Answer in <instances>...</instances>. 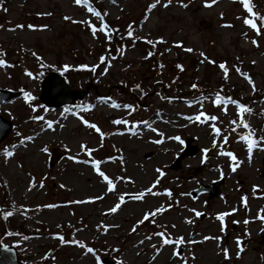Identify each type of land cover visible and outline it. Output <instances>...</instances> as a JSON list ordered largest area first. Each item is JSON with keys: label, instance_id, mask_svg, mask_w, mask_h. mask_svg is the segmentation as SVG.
<instances>
[{"label": "rangeland", "instance_id": "374dc122", "mask_svg": "<svg viewBox=\"0 0 264 264\" xmlns=\"http://www.w3.org/2000/svg\"><path fill=\"white\" fill-rule=\"evenodd\" d=\"M234 1L239 2L216 0L215 4L205 7V0H160L159 3L89 0V4L102 15L106 12L114 22L117 30L112 33L114 38L127 30L129 24L132 26L133 41L123 47L121 55L112 48L116 44L106 40L103 33L98 32L93 39L84 24L71 22L88 19L99 27V20L83 4L75 5L73 0H3L0 50L6 55L0 58L11 66L0 67V90L19 96L0 105V116L12 124V130L0 142V180L3 182L0 183V212L13 213L3 220L0 216V245L14 246L24 264H96L95 257L82 248L71 243L61 245L53 238L59 234L65 240L75 239L92 247L100 257V264L104 259L121 260L123 264H182L181 259L171 255L177 247L175 244L165 245L157 253L155 248H160V238H145L154 232H164L173 239L183 238L185 243L178 251L186 264H264V219L260 218L264 217V209L255 203L257 191L253 192L254 184L264 191V140H261L264 138V26L258 17H249L260 29L257 35L244 25L243 19L249 14L243 6L233 5ZM150 4L155 7L148 10ZM250 5L254 13L264 16V0H250ZM64 16L71 20H64ZM16 25L23 27L15 28ZM28 25L47 27L32 30ZM10 28L15 30L8 31ZM253 39L257 41L256 46L251 43ZM189 48L191 52L185 51ZM149 51L153 55L145 59ZM33 52L51 67L41 68V61L35 59ZM102 55L108 58L107 63H100ZM113 56L116 59H111ZM221 61L229 69L226 87L234 95L218 90L224 76L218 66ZM80 64H95L97 68L95 72L80 70L76 67ZM63 65L70 67L63 71ZM177 65H183L186 72H179ZM233 65H240L241 72L249 74L255 91ZM105 67L108 70L101 75ZM26 72H31L32 77ZM47 72L59 73L71 90H85L87 85L89 89L83 99L71 105L46 108L38 98L41 79ZM192 84L197 88L193 89ZM21 90L34 97L29 103L36 108L35 112L24 103ZM216 93L251 109L244 119L260 142L253 149L251 160L245 143L238 138L247 130L229 123L238 121L235 105L228 104L226 113L221 111L224 104L213 106ZM112 101L132 107L112 108L109 106ZM85 106L90 107L85 110ZM200 111L218 119L204 124L185 119ZM34 116L42 119H31ZM81 118L96 124L106 134L103 139L82 124ZM114 119L129 123L114 125L111 123ZM47 121L52 122L51 129L47 128ZM213 124L221 130L220 136L211 131ZM233 127L235 132L231 130ZM53 130V138L40 141L33 136L36 131ZM158 133H163L164 139L160 144L152 143L160 139ZM175 136L183 143L168 139ZM225 136L227 141L221 143ZM24 137L32 139L23 140ZM214 139L217 146H213ZM81 143L94 149L91 156L102 162L100 170L113 181V191H106V183L90 164L67 159L69 155L81 161L89 159L80 152ZM185 143L194 147L195 153L184 157L179 168L173 170L171 165L183 152ZM44 146L48 153L41 151ZM65 146L69 151H65ZM6 147L13 151V156L4 157ZM203 149L208 151L202 152ZM221 151H231L237 157L240 163L235 172L230 168L233 161L219 155ZM157 168L164 175L153 187L159 175ZM180 176L186 178L184 193H179ZM217 181L221 183L216 185L214 197L209 198L208 193L191 197V192L199 187L206 188ZM30 182L35 185L31 189ZM150 187L160 194H146L142 200L125 195V203L117 212L108 213L121 194H135ZM165 189L171 196L164 194ZM243 191L246 202H241ZM90 197L102 198L70 203ZM149 199L154 202L149 207L138 209L133 215H122L136 205H145ZM48 204L57 206L37 208ZM160 206L165 211L156 215L154 223L150 217L135 231L131 230L144 212ZM196 212L201 215L197 217ZM218 213H228L223 220L224 231L216 218ZM103 225L109 226L106 232ZM22 236L28 239L23 240ZM204 237L210 238L204 240ZM237 239L243 248L239 257ZM223 249L228 250V259L224 258ZM46 253L48 257L42 259Z\"/></svg>", "mask_w": 264, "mask_h": 264}, {"label": "snow or ice", "instance_id": "6c2138e0", "mask_svg": "<svg viewBox=\"0 0 264 264\" xmlns=\"http://www.w3.org/2000/svg\"><path fill=\"white\" fill-rule=\"evenodd\" d=\"M160 0H155V3H159ZM239 2L241 3V5L243 6V9L248 12L249 16L245 17L243 19V23L244 25H246L247 27H249L250 29H252L254 32H256L257 35L260 34V29L258 28L257 24L255 23L254 19L253 18H249V17H258L259 20H260V23H261V26H264V16H258L257 13H254L253 12V9L250 5V0H239ZM3 3V0H0V4ZM73 3L75 5H81L83 4L86 9H87V12L91 13L92 16L96 17L98 20H99V27H96L90 20L88 19H85V20H82V21H76V20H71L70 17L68 16H64L63 19L64 20H71L72 23H81V24H84L88 30L90 31V34L92 35L93 39H96L97 38V33H103L104 37L106 40L108 41H111L112 39V33L116 32L117 30L114 29V28H111L105 21H104V16L107 15V13H103V15L101 14V12L97 11V9L95 7H93L91 4H89V0H73ZM216 3V0H205V7H210L212 4H215ZM164 6H167V2L165 3ZM153 7H155V4H150L148 5V10H151ZM44 15H50V13H45ZM23 27L22 25H16L15 28H21ZM47 26L46 25H42V26H35V25H28V28L29 29H32V30H42L44 28H46ZM222 27H231V25H222ZM15 29H8V31H14ZM125 35L128 37V38H133L134 34H133V31H132V26L129 25L128 26V29L125 33ZM147 43L149 44H152V41H146ZM251 43L256 46L257 45V41L255 39H253L251 41ZM177 46H180L179 44H177ZM118 51H120V54L123 55V46H121V49H118ZM185 51H189L191 52L192 49H185ZM6 55V53H4L3 50H0V57H4ZM32 55L35 57V59L37 61H41L40 63V67L41 68H44V67H51L50 65H45L41 59V57L39 55H37L35 52L32 53ZM153 53L151 51H149L147 53V56H145L144 58L147 59L148 57L152 56ZM201 56L204 55V53H200ZM111 59H116L115 56L111 57ZM99 61L101 64H104V63H107L108 61V58H106L105 56H100L99 57ZM208 63H214V61H211V60H208ZM254 63V61H253ZM10 67L11 65H8L7 62L0 58V67ZM70 66L69 65H63L62 66V70L63 71H66ZM78 69L80 70H91L93 72L96 71V68H97V65H84V64H80L78 66H76ZM160 67H163V65H160ZM235 71L241 75L243 77V79L245 81H247L248 85L251 86V89L252 91H255V84H254V81L251 79V77L249 76L248 73L246 72H241V69L239 67H236L235 65L232 66ZM177 68H180L182 70V66L181 65H177ZM219 68L223 71V74H224V79L227 80L228 79V72H229V69L226 67V64L224 62L220 63L219 64ZM107 67H105L104 69V72H101L100 74L101 75H104L105 72H107ZM26 75H28L29 77H32V73L31 72H26ZM136 88H139L140 86L139 85H135ZM191 87L193 89L197 88V85L196 84H192ZM22 91V94H23V99H24V103L25 104H28L29 107L32 108V111L35 112L36 111V108L33 107L29 102L32 101L34 99V97L27 91ZM103 99H108V98H103ZM203 99H206L205 97H201V100ZM212 104L213 106H218L220 104H224L225 107L221 109V111L225 112L226 113V106L228 104H232V105H235V108H236V112H237V117H238V121L237 120H233V121H229L230 124H233V125H237L238 126H243V128H245L247 131L245 132V134L243 135H240L238 138L240 140H242L245 145H246V151H247V154H248V158L249 160H251V156H252V153H253V149L255 147H257L259 145V141L254 138V130H252L250 128V126L248 125V123L246 122V120L244 119V115L246 113H250L251 112V109L240 103L239 101L235 100V99H232L231 97H224L222 96L220 93H216L214 98L212 99ZM110 107L112 108H121L123 107L124 109H131V105L129 104H124V105H120L118 104L117 102L115 101H112L109 105ZM202 103H201V107H202ZM88 107L90 106H85V110L88 109ZM65 111H67V109H65ZM31 119H34V120H41L42 118L40 116H34V117H31ZM185 119L189 120V122H198V123H201V124H204L205 122L207 121H216L218 118L214 115L210 116V115H207L205 114L203 111H200L198 114H195L193 116H188V117H185ZM81 123L84 124L86 127L90 128V129H93L96 133H98L101 137V139H103V137L106 135L105 133H103L100 128L94 124V123H90L89 121L87 120H84L83 118H81ZM112 124L114 125H125L127 126L128 125V121L127 120H123V119H114L111 121ZM46 126L47 128L51 129L52 128V122L50 121H47L46 122ZM211 127V131L216 135V136H220L221 135V130L219 128H217L214 124L210 126ZM152 132H157V129L155 128H151L150 129ZM233 132L236 131V128L233 127L231 129ZM19 135V133L17 134ZM160 139H155L152 141V143H155V144H160L162 142V140L164 139V136H163V133H158ZM32 137H24L23 140H31ZM168 139H171V140H175V141H178L180 142L181 144L183 143V141L180 139L179 136H175V137H169ZM228 139L227 136H225L223 138V141H221V143L223 142H226ZM23 140L21 141V143H23ZM261 140H264V138H261ZM213 146H217V141L214 139L213 140ZM80 152H82L85 156L89 157V159H85V160H79L77 156H72V155H69L67 156V159L68 160H72L73 162H76V163H84V164H90L91 165V168L93 169V171L101 178V180L106 183V191L108 192H111L114 190V183L113 181L103 172L100 170V164L102 163L100 160H97L95 158H92L91 154L92 152L94 151V149H90V148H87L86 145H84L83 143L80 144ZM12 148H15V145H12ZM41 151L44 152V153H48V148L47 146H44L43 148H41ZM65 151H69V149L67 148V146H65ZM208 150L207 149H203L202 152H207ZM13 151H10L8 150V148L6 147L4 150H3V155L5 158H9L11 156H13ZM219 155H224V156H227L230 158L231 161H233V163L230 164V168L233 172L236 171L237 167L239 166V160L237 159V157L231 152V151H227V152H224V151H221L220 153H218ZM111 159V158H109ZM122 159H121V163H122ZM203 163V160L201 161ZM159 175L157 176V180L153 182V187L155 186V183H157L159 181V178L162 177L164 175V172L161 171V169L157 168L155 170ZM223 175V173H221V176ZM116 179H123L121 177H117ZM35 185L33 183L30 182L29 184V189H31L32 187H34ZM41 186H43V183L41 181ZM61 187H63V185H61ZM257 187L256 185H253V192L255 193L257 191ZM146 194H151V195H159L160 193H156L154 191H152V188H146L138 193H135V194H121L118 198V202L112 206L111 208H109L107 211L109 214H112V213H116L117 210L120 208V206L125 203V195H128L130 199L132 200H142L144 198V196ZM164 194L168 195V196H171V193L165 189L164 190ZM102 197H90L88 198V200H81V201H71L70 203H88V202H92L93 200H96V199H101ZM241 202H246V197L242 196L241 197ZM57 205L55 204H48V205H43V206H37V208L39 207H46V208H55ZM246 206V204H245ZM28 211V209H25V212ZM163 211H165V208L164 206H160L152 211H146L144 212L143 214V218L142 219H139L137 220L136 222V225H133V228L131 229L132 231H135L136 230V227L142 223H144V221L148 220L150 217L153 218L152 222L154 223L155 222V217L157 214L159 213H162ZM232 211H235V209H233ZM13 213L12 212H8V211H4V212H0V216L4 217V218H7L9 216H11ZM24 212L21 213V215H23ZM195 215L197 217H199L201 215V213L199 212H196ZM228 215V213H218L217 214V219L220 220L221 224H220V229L221 231H224V217ZM261 219H264V217H260ZM186 222H190V221H186ZM246 224L248 223L247 220L244 221ZM57 227H60L59 225H57ZM98 227H101V226H98ZM104 231L106 232L108 230V227L107 225H103L102 226ZM174 227V226H173ZM6 235H19L18 233H6ZM151 236H157L160 238V248H155V245H153L152 247L155 248V251L157 253H159V251L165 246V245H172V244H175L177 247L173 249L171 255L173 257H176V258H179L181 259L182 261V264H186V262L184 261L183 257L180 256V253L178 251L179 249V246L182 245L183 243H185V241L183 240L182 237H176L175 239H173L170 235H167L166 233L164 232H154L152 233L150 236H146L145 238L146 239H151ZM53 238L55 239H58L60 244L63 245V244H68V243H71L73 245H76L80 248H82L86 253H90L92 254L94 257H95V260H96V264H100V257L98 255H96V252L95 250L92 248V247H88L85 245L84 242L82 241H77L75 239L69 241V240H65L64 237L62 235H59V234H54ZM210 237H204V240H207L209 239ZM21 239L23 240H27L28 237L27 236H22ZM215 239H219L218 237L215 238ZM188 243H195V241H188ZM236 244H237V248H238V252H237V257H239V253L240 251H243V248L241 246V241L239 239L236 240ZM0 247H4L2 245H0ZM113 252L117 251V249H112ZM223 255H224V258L225 259H228L229 258V253H228V250L227 249H223ZM48 257V254L46 253L45 254V257H43L42 259L44 258H47ZM194 258V257H193ZM115 264H123V262L121 260H116L115 261Z\"/></svg>", "mask_w": 264, "mask_h": 264}, {"label": "water", "instance_id": "95a60500", "mask_svg": "<svg viewBox=\"0 0 264 264\" xmlns=\"http://www.w3.org/2000/svg\"><path fill=\"white\" fill-rule=\"evenodd\" d=\"M83 91H71L64 81L57 73L49 74L42 82L40 101L41 103L49 108H60L66 104H72L77 99H82L84 96ZM16 97L15 94L0 91V104L4 101ZM4 125V127H3ZM0 141L6 136V134L11 129V126L8 122L0 118ZM195 153V148L186 145L185 151L174 161L172 168L177 170L180 164V161L188 156ZM202 192H209L210 198L217 194L216 188L214 185L206 188H200L193 192V198ZM0 264H22L17 259L16 251L13 247H0ZM102 264H115L108 262L106 260L102 261Z\"/></svg>", "mask_w": 264, "mask_h": 264}, {"label": "bare ground", "instance_id": "6f19581e", "mask_svg": "<svg viewBox=\"0 0 264 264\" xmlns=\"http://www.w3.org/2000/svg\"><path fill=\"white\" fill-rule=\"evenodd\" d=\"M54 135H55V131L54 130L53 131H50V132H47V131H43V132L36 131L33 134V136L40 138V141L43 140V139H45V140L46 139H49L50 137L53 138ZM168 148H171V144L168 145ZM178 178L180 179V183L179 184L182 185V189L179 190V193H184V190H185V180H186V178L184 176H180ZM254 185H256V184H254ZM242 196H244V197L247 198V195H246V192L245 191L242 192L241 197ZM254 198H255V203L257 205H262L263 206V209H264V191H260L259 188L257 187V192L255 193ZM151 203H154L153 202V199L147 200L145 202V205L139 204V205H136V206L130 208V210H129L130 212L129 213H128V211L122 212V215L123 216H126L128 214L133 215V214H135L138 211V209H142L143 207L144 208H147V207H149L151 205Z\"/></svg>", "mask_w": 264, "mask_h": 264}, {"label": "trees", "instance_id": "16d2710c", "mask_svg": "<svg viewBox=\"0 0 264 264\" xmlns=\"http://www.w3.org/2000/svg\"><path fill=\"white\" fill-rule=\"evenodd\" d=\"M111 28H114V29H116V27H115V24H114V22H112V21H107L106 22ZM129 23H131V22H129ZM128 23V24H129ZM133 23V22H132ZM130 25V24H129ZM128 25V26H129ZM125 26H127V24L125 25ZM119 31H120V28L118 29ZM126 31L127 30H125V31H123L122 33H118V37L115 39L113 36H112V39H111V43L112 44H116V46H112V48H114L115 50H118V49H121V46H123V47H125V46H128V45H130L131 43L130 42H132L133 40H131V38H128L126 35H125V33H126ZM145 45V44H144ZM179 72H186V70H185V67L182 65V70L181 69H179L178 70ZM225 84V83H224ZM5 195H6V193H5ZM7 196V195H6ZM1 219L3 220L4 219V217H1ZM21 230H23V229H21ZM71 230H73L72 228H71Z\"/></svg>", "mask_w": 264, "mask_h": 264}]
</instances>
